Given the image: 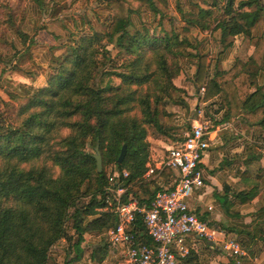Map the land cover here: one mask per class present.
I'll list each match as a JSON object with an SVG mask.
<instances>
[{"label": "trees", "instance_id": "1", "mask_svg": "<svg viewBox=\"0 0 264 264\" xmlns=\"http://www.w3.org/2000/svg\"><path fill=\"white\" fill-rule=\"evenodd\" d=\"M151 1L108 0L112 18L105 32L74 40L52 60L45 86L0 94V264H53L51 250L61 241L79 245L85 233L103 235L115 228L117 217L105 210L106 166L126 171L125 184L139 188L137 195L128 188L123 202L132 196L149 207L162 190L141 180L150 154L148 128L170 142L181 141L160 117H171L165 108L171 92H178L173 81L180 49L188 44L179 36L127 33L129 14ZM224 1L216 29L227 46L229 38L250 36L264 8L261 0ZM111 45L113 57L107 53ZM250 61L264 71V36L256 40ZM246 67L236 60L209 77L200 58L196 82L205 83V100L220 98L221 121L242 115L249 126L264 128V85ZM104 74L119 84L109 80L100 86L96 80ZM123 145L126 155L118 164ZM96 148L101 173L93 158ZM173 177L169 169L162 174L169 185ZM131 232L139 243L152 244L140 216Z\"/></svg>", "mask_w": 264, "mask_h": 264}, {"label": "crops", "instance_id": "2", "mask_svg": "<svg viewBox=\"0 0 264 264\" xmlns=\"http://www.w3.org/2000/svg\"><path fill=\"white\" fill-rule=\"evenodd\" d=\"M107 1L0 0V94L45 86L52 60L63 56L74 40L105 32L112 18ZM224 4V0H152L150 6L129 14L128 34L179 36L188 44L180 49V71L173 81L178 92H171L176 96L174 125L180 129L201 121L197 88L205 83L196 82L200 58L205 60L206 76L241 60L247 63L246 71L256 74L264 85V71H257L250 61L256 40L264 36V14L249 37L236 35L224 46L216 29L219 7ZM261 4L264 8V0ZM205 12L209 15L202 18ZM107 50L111 57L116 53L113 45ZM205 101L204 117L213 126L199 166L204 185L193 191L187 205L221 235L215 242L189 236L185 241L189 254L178 256L177 264H264V128L249 126L242 115L221 121L225 112L219 108L220 98ZM158 155L150 153L147 164L160 161L163 157ZM144 182L151 189L157 186ZM130 188L138 194V187ZM229 239L241 248L238 258L222 248ZM49 257L53 264H121L123 249L90 232L79 245L61 241Z\"/></svg>", "mask_w": 264, "mask_h": 264}, {"label": "built area", "instance_id": "3", "mask_svg": "<svg viewBox=\"0 0 264 264\" xmlns=\"http://www.w3.org/2000/svg\"><path fill=\"white\" fill-rule=\"evenodd\" d=\"M205 85L197 88L200 122L185 131L181 141L166 147V153L154 165L148 163L141 180L154 182L162 190L155 193L149 207L140 206L134 197L123 202L128 188L125 184L126 171L114 169L108 175L105 188V204L117 217L115 228L103 234L106 242L123 249L121 264H177V257L189 254L185 241L189 236L215 242L221 232L210 221H202L192 213L187 199L194 190L204 185L200 163L209 147L208 136L213 126L211 120L204 117ZM173 172L171 184L162 180L163 172ZM211 210V208H208ZM140 216L151 245L139 243L131 232V225ZM222 248L233 257L242 255L240 246L233 240H225ZM239 261L237 262V264Z\"/></svg>", "mask_w": 264, "mask_h": 264}, {"label": "rangeland", "instance_id": "4", "mask_svg": "<svg viewBox=\"0 0 264 264\" xmlns=\"http://www.w3.org/2000/svg\"><path fill=\"white\" fill-rule=\"evenodd\" d=\"M112 82V84H119V80L110 76H107L106 74H104V76L99 77L96 81L99 83L100 86H104L107 81ZM141 91V89H139ZM176 97L175 95H172V98ZM174 103H169V105L166 106L165 108V112L167 114H170L171 117H160V122L161 124H163L164 126H167L168 128H171L169 133L170 135H173L172 138H182L183 133L185 131H189L191 129V125H187L183 128H178L174 125V119L177 116L176 114H174L172 112V107H173ZM139 115V113H138ZM148 142H149V146H150V153L151 154H157V152L160 154L158 156V159H161L162 157H164L165 153H166V147L168 145H171L173 143L170 142L168 140V137H160L159 133L156 132L153 128H148ZM95 154V153H94ZM115 168H112L111 166H106L105 167V171L106 174L109 175Z\"/></svg>", "mask_w": 264, "mask_h": 264}, {"label": "water", "instance_id": "5", "mask_svg": "<svg viewBox=\"0 0 264 264\" xmlns=\"http://www.w3.org/2000/svg\"><path fill=\"white\" fill-rule=\"evenodd\" d=\"M125 155H126V145H123L120 150L118 159H117L118 164H121L123 162ZM93 158L96 162L97 173H101L102 172V158L97 148L95 149V154L93 155Z\"/></svg>", "mask_w": 264, "mask_h": 264}]
</instances>
